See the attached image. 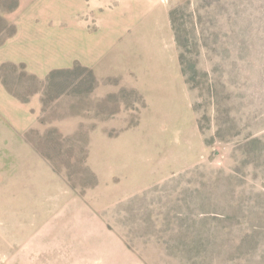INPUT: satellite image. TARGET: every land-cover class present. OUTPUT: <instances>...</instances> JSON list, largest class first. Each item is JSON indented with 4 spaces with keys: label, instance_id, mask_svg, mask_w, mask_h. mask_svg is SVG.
I'll list each match as a JSON object with an SVG mask.
<instances>
[{
    "label": "rangeland",
    "instance_id": "374dc122",
    "mask_svg": "<svg viewBox=\"0 0 264 264\" xmlns=\"http://www.w3.org/2000/svg\"><path fill=\"white\" fill-rule=\"evenodd\" d=\"M17 3L0 0V45L17 30L5 17ZM155 4L184 84L147 95L79 61L51 78L3 63L12 94L41 93L26 140L57 175L29 152L38 185L51 178L50 194L84 212L65 234L89 244L73 246V264H264V0Z\"/></svg>",
    "mask_w": 264,
    "mask_h": 264
},
{
    "label": "crops",
    "instance_id": "0c3cea01",
    "mask_svg": "<svg viewBox=\"0 0 264 264\" xmlns=\"http://www.w3.org/2000/svg\"><path fill=\"white\" fill-rule=\"evenodd\" d=\"M157 6L154 0H18L5 14L17 30L0 45V67L26 62L31 72L45 78L53 69L79 61L100 77L120 75L122 84L147 95L158 85L184 84L168 12L159 13ZM164 63L168 69L160 68ZM40 114L41 93L22 101L0 78V264H73L79 245L73 249L70 244L69 252L66 235L83 210H74L71 198L50 194L51 185L55 187L51 178L47 190L38 185L40 164L57 175L26 140ZM19 142L26 147L18 149ZM29 152L41 158L38 166L29 161ZM60 227L62 243L57 242Z\"/></svg>",
    "mask_w": 264,
    "mask_h": 264
},
{
    "label": "trees",
    "instance_id": "16d2710c",
    "mask_svg": "<svg viewBox=\"0 0 264 264\" xmlns=\"http://www.w3.org/2000/svg\"><path fill=\"white\" fill-rule=\"evenodd\" d=\"M17 5H18V3L14 6V9L17 7ZM180 60H181V64H182V70H183V73L185 74V73H187V69L184 67V61H183V56H182V59L180 58ZM13 65H15V64H13ZM5 66H6V64H3L2 65V67L0 68V78L1 79H3L4 80V82L7 84V81L4 79V74H3V69L5 68ZM16 66V65H15ZM76 69H87V68H85V67H83L82 65H80V64H77L76 66ZM67 70H70V69H67ZM61 71H65V70H54V71H52L51 73H50V78L51 77H53L55 74H57L58 72H61ZM90 73H92L93 75H94V73L91 71ZM23 75L24 76H27L28 75V73L27 72H25V71H23ZM31 79H35L34 77H31V76H29ZM189 81V80H188ZM16 95H18L20 98H22V99H24V100H26V97H24V96H22L21 94H19V93H17L16 92ZM33 143V145L36 147V149H38V150H40L39 149V147H38V145H36L34 142H32Z\"/></svg>",
    "mask_w": 264,
    "mask_h": 264
}]
</instances>
